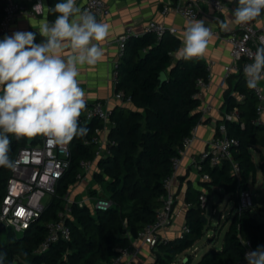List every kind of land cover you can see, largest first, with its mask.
Instances as JSON below:
<instances>
[{"label": "trees", "instance_id": "16d2710c", "mask_svg": "<svg viewBox=\"0 0 264 264\" xmlns=\"http://www.w3.org/2000/svg\"><path fill=\"white\" fill-rule=\"evenodd\" d=\"M6 1L0 0V19ZM47 1L49 6L58 2ZM49 19L52 21L55 16L49 14ZM180 48L181 40L170 32L161 39L151 32L127 39L126 51L118 60L116 87L117 91L132 98V104L111 113V154L97 158L98 144L92 142L97 129L103 128L104 123L97 119L79 120L89 132L83 139L74 138L71 142V166L60 181L51 205L23 234L7 231L4 236L0 235V253L6 254L3 264L16 261L18 264H113L120 250L155 220L166 193L164 180L172 171L174 159L180 156L185 138L201 121L198 81L207 80L209 76L205 61L177 58ZM161 72L167 76L163 83L158 79ZM232 78L225 90V106L229 111L237 106L241 119L240 122H223L229 137L236 141L232 148L233 161L238 164L240 173L239 176L233 173L231 161L221 167H211L208 160L202 161L201 172L210 176L207 186L222 187L239 202L241 192L257 183L254 151L259 152L264 171V124L260 121L258 100L248 90L246 80L238 75L234 83ZM235 93L245 94L246 99L239 102ZM9 138V155L15 160L19 151L28 146V138L17 140L12 135ZM37 139L38 136L35 143ZM84 160L97 163L99 170L94 172V178L106 184L105 193L112 206L93 211L89 205L74 204L69 219L72 239L41 251L40 246L48 234L47 224L63 208L62 198L77 183ZM11 172L12 169L0 167V208ZM91 191L92 196L99 193ZM200 196L196 195L197 203H191L187 214L189 231L159 243L153 251V260L146 264H173L179 255L205 236L208 228L206 207L201 205ZM258 245H264V219L254 208H237L230 217L221 247L210 248L195 264L237 263L244 260L249 247L256 249ZM185 264H194V258H189Z\"/></svg>", "mask_w": 264, "mask_h": 264}, {"label": "built area", "instance_id": "2783aa9c", "mask_svg": "<svg viewBox=\"0 0 264 264\" xmlns=\"http://www.w3.org/2000/svg\"><path fill=\"white\" fill-rule=\"evenodd\" d=\"M27 3H20L16 0H7L3 15L0 19V39L1 36L8 33L20 14L30 13L37 15L32 11V7L38 3V0H26ZM46 4V0H43ZM211 7L219 16L225 8L224 0H194L188 3H173L164 5L162 14H178L188 23L192 19H200L206 15L204 8ZM82 9L91 11L98 21H102L110 14V7L105 0H85ZM186 29V28H185ZM184 29V31H185ZM146 32L154 33L158 39H161L167 32L176 34L178 29H169L164 23L150 21L146 25ZM213 37L219 36L220 33L212 31ZM133 35L131 28L119 37L120 52L119 58L126 51V41ZM264 37V33L252 24L239 25L237 31H232L225 37L230 45V54L232 62L224 67V76L219 86L226 89L228 81L233 75H241L244 79L243 68L246 64L251 63L250 54L254 53L257 47L261 46L260 40ZM211 38V39H212ZM210 39V40H211ZM195 59H202L196 57ZM209 76L207 80L200 79L198 81L197 96L200 98L205 90L210 88V71L212 69L211 62H205ZM117 66L114 67V76L117 81ZM264 81V80H262ZM257 89L248 90L258 100V113L261 116L264 110V90L261 82ZM116 99L124 105H131L132 98L126 97L123 91H118ZM246 99L245 94H238L237 100L242 102ZM200 108V107H199ZM212 106L207 105L202 108V113H207ZM111 110L107 108L104 101H95L87 103L86 110L82 113L80 121L87 122L94 119L104 123V127L97 129V135L92 142L98 144L96 151L97 158L111 154L109 144L111 141L102 139V134L106 130V124L110 122ZM241 113L236 106L224 116V121L240 122ZM197 126L193 129L192 134L185 138L183 149L180 156L173 161L172 171L165 178L164 186L166 193L163 196V203L158 209L155 220L146 225L136 238H132L130 244L120 250V254L114 259L113 264H140L139 259L144 249H148L153 253L159 243L169 240L165 234L174 224V212L177 204L174 193V182L181 169L182 158L186 151L192 146L196 139ZM33 145H28L19 151L15 158L16 167L12 169L11 177L7 184V194L0 208V223L5 224L16 235H21L28 229L34 221H37L47 208L51 205L54 196L58 194L60 181L69 170L72 162L71 143L65 148L57 145H51L47 142V138L41 136ZM113 143V142H112ZM114 144V143H113ZM236 141L229 137L225 122L219 125L216 136L208 143L207 149L200 155L199 161L194 160L193 165L201 170L202 161L208 160L211 167H221L226 161L233 163V173L239 176L240 168L233 161L232 148ZM97 163L94 161L84 160L81 162L80 171L77 175V183L85 181L89 174H94ZM202 178L205 181L210 180L207 173H203ZM75 184V185H76ZM74 186V185H73ZM72 186V187H73ZM72 187L68 193L63 196V208L57 212L56 218L47 224V238L40 246L41 251H48L52 246L61 242H68L72 239V228L69 225V219L72 217V209L74 204L79 206L89 205L93 211L107 210L112 206V202L106 195L98 194L92 196L89 193L81 199H76L72 194ZM92 190V187L89 188ZM256 193V192H255ZM252 187L243 190L240 194L238 208L248 209L255 205L253 195L255 194ZM200 203L203 207L208 204V197L205 194L200 196ZM189 227L185 224L181 229V234L188 232ZM180 234V235H181ZM254 250L249 247L247 251ZM230 264H247L245 259L237 263Z\"/></svg>", "mask_w": 264, "mask_h": 264}, {"label": "clouds", "instance_id": "9594fccd", "mask_svg": "<svg viewBox=\"0 0 264 264\" xmlns=\"http://www.w3.org/2000/svg\"><path fill=\"white\" fill-rule=\"evenodd\" d=\"M264 0H237L231 22L247 25L261 16ZM37 15L52 14L55 19L39 23L37 31H14L0 39V167L14 169L10 158V135L44 136L51 145L65 148L74 138L87 136L80 125L87 108L86 92L78 79L80 69L95 66L105 55L101 42L109 36L110 25L97 20L77 0H58L47 6L43 0L32 7ZM226 30L228 24L220 22ZM213 36L205 19H192L183 33L177 58L191 60L206 52ZM261 46L250 54L251 63L243 68L249 89L264 80V37ZM67 53V54H65ZM163 83L167 76L161 72ZM247 246V242H243ZM5 253H0L3 264ZM247 264H264V245L244 254Z\"/></svg>", "mask_w": 264, "mask_h": 264}, {"label": "crops", "instance_id": "0c3cea01", "mask_svg": "<svg viewBox=\"0 0 264 264\" xmlns=\"http://www.w3.org/2000/svg\"><path fill=\"white\" fill-rule=\"evenodd\" d=\"M110 7V14L101 22L110 25L109 36L103 42L101 46L105 55L95 66H84L80 69V75L78 77L80 85L86 92L87 103L95 101H104L108 109L116 110L126 107L121 101L116 99L117 94V82L114 76V67L119 60V37L131 28L133 35L142 36L146 33V25L150 21H157L164 23L169 29L176 28L178 33L173 34L181 40V47L183 41L184 29L187 26V22L183 17L178 14H169L167 16L162 14V8L164 5L173 3H188L194 0H105ZM225 8L218 16L215 11L206 6L204 8L206 15L200 19L206 20V25L209 26L212 31L220 33L219 36L213 37L209 41L208 48L204 53L201 60L212 63V69L210 71V88L205 90L200 97L201 105L199 111L201 113V121L197 125L196 139L192 146L186 151L182 158L181 169L174 182V193L176 196L177 204L174 212V224L166 230L165 234L170 239L176 238L181 234L182 227L186 224L187 214L190 210L191 203H197L196 195H209V197L218 190V187L207 186L202 176L201 170L197 169L193 165V161H199L200 155L207 149L208 143L216 136L217 128L223 123L224 116L229 110L225 106V90L219 86L221 79L224 76V67L232 62L230 54V45L226 41L225 37L232 31H237L239 25L231 22V12L237 6V0H224ZM85 0H77V5L83 7ZM46 5L48 1L46 0ZM47 19L49 22V14L44 15H32L30 13L20 14L17 16L15 23L7 35H11L14 31H37V42H40L41 38L38 34L39 23ZM228 24L226 30L220 28V22ZM257 29L264 33V13L256 20L250 22ZM172 34V33H171ZM5 35V34H4ZM1 36V39L4 37ZM67 54V53H65ZM236 76L233 75L231 80L235 83L237 81ZM230 81V79H229ZM228 81V82H229ZM264 90V81L261 82ZM228 87V86H227ZM240 93H235V97ZM211 105L212 108L207 113H202V108ZM260 121L264 124V110L260 116ZM111 130V123L106 124V130L102 134V139L109 140ZM264 154V148L262 149ZM257 151H254L256 153ZM259 154V152H257ZM255 162L258 168L257 180L261 177L264 179V173L260 170L261 165L260 157L255 158ZM98 169V166L96 167ZM76 187L77 193L86 196L90 187L94 190L102 191V184L97 182L94 178V174H89L87 179ZM88 189V190H87ZM92 189V190H93ZM91 191V190H90ZM85 192V193H84ZM98 194H101L99 192ZM105 194V192H104ZM74 196V194H73ZM75 197V196H74ZM154 254L148 249H144L140 259V264H146L153 260Z\"/></svg>", "mask_w": 264, "mask_h": 264}, {"label": "rangeland", "instance_id": "374dc122", "mask_svg": "<svg viewBox=\"0 0 264 264\" xmlns=\"http://www.w3.org/2000/svg\"><path fill=\"white\" fill-rule=\"evenodd\" d=\"M40 137L41 136H38V139ZM254 156L257 159L260 157L257 152L254 153ZM259 168L261 171H263L261 165L259 166ZM77 186L78 185H74L72 187V194H74L76 199H81L83 198V196L82 194L77 193ZM250 186L252 187L254 193L258 189H262V193L257 195V200L259 202L253 205L252 208L256 210L260 218L264 219V179L260 177L255 185L252 184ZM105 187L106 184H102V191L99 190V192H101V195H107V193L104 194ZM87 193L92 195V191H90V189ZM207 197L208 204L206 206L205 218L207 220L208 228L206 230L205 236L201 240H199L191 249L179 255L176 259V262H174L173 264H185L187 263L189 258H194L195 264L210 248L221 247L224 235L230 224V217L237 211L238 201L237 199H232L231 194H226L222 187H218V190H216L215 193H213L210 197L209 195H207ZM8 231L14 233L11 229H8ZM4 234L6 233H3L1 235L4 236ZM18 263L19 261H16L14 264ZM22 264L28 263L23 262Z\"/></svg>", "mask_w": 264, "mask_h": 264}, {"label": "water", "instance_id": "95a60500", "mask_svg": "<svg viewBox=\"0 0 264 264\" xmlns=\"http://www.w3.org/2000/svg\"><path fill=\"white\" fill-rule=\"evenodd\" d=\"M135 36V35H133ZM164 74L166 75V73L164 72ZM114 110H112L111 112H113ZM35 143V137L32 138H28V145H33ZM262 193V189H258L256 191V193L253 195V201L255 204H257L259 201L257 200V195ZM8 231V228L6 227L5 224L0 223V235L3 233H6Z\"/></svg>", "mask_w": 264, "mask_h": 264}]
</instances>
